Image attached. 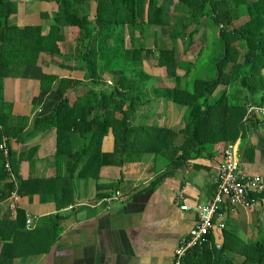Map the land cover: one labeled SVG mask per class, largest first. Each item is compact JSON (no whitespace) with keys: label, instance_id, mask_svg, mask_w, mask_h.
Returning a JSON list of instances; mask_svg holds the SVG:
<instances>
[{"label":"trees","instance_id":"16d2710c","mask_svg":"<svg viewBox=\"0 0 264 264\" xmlns=\"http://www.w3.org/2000/svg\"><path fill=\"white\" fill-rule=\"evenodd\" d=\"M35 1L53 5L37 15L49 28L47 34L40 23L18 24L17 0H0V144L7 140V146L17 129H23L13 127L3 82L24 77L41 55L46 57V66L62 75L41 74L39 91L53 92L58 99L47 116L34 118L33 134L53 128L56 156H61L65 172L77 171L95 182L102 167L121 168L152 153L162 157L169 170L152 183L154 187L171 168L198 159L207 148L234 144L245 130L260 123L256 118L245 122L244 117L247 105H260L256 96L264 97L260 74L264 69V0ZM86 4L93 6L91 15ZM25 12L30 13L26 8ZM244 16L247 19L240 23ZM204 19L210 32L199 26ZM172 26L176 30L167 35V43L149 48L146 42L154 30ZM204 32L206 44L199 49L202 61L197 65L196 58L187 55H193L195 37ZM177 40L182 42L181 53ZM157 101L185 108L177 125H167L166 113L139 116V108ZM161 117L165 120L159 121ZM110 131L114 149L101 152L102 140ZM75 137L77 150L72 147ZM22 160L11 153L5 159L0 150V204L14 190L20 197H30L39 186L58 182V176L48 181L23 180L18 171ZM6 161L10 171L4 168ZM3 208L8 216L0 218L4 245L0 258L4 247L13 249L21 234H29L23 229L24 211L16 208L13 220L10 206ZM215 243L210 236L209 243L186 254L183 264H264V237L241 248L231 247L225 239L219 240V249ZM18 255H8L7 263Z\"/></svg>","mask_w":264,"mask_h":264},{"label":"crops","instance_id":"0c3cea01","mask_svg":"<svg viewBox=\"0 0 264 264\" xmlns=\"http://www.w3.org/2000/svg\"><path fill=\"white\" fill-rule=\"evenodd\" d=\"M17 1L20 3L16 14L18 24L40 23L44 31L47 26L37 19V15L43 10L50 11L53 5L35 0ZM25 8L30 13H26ZM85 8L91 15L93 6L86 4ZM246 19L242 17L240 23ZM207 22L204 19L199 26L210 32ZM164 28L169 27L156 30L162 32ZM67 31L71 33V29ZM70 33L68 38H71ZM205 33L196 35L193 55H187L188 58L195 57L197 65L202 61L198 53L206 44ZM176 45L177 48L182 46L181 40H177ZM45 59L41 55L36 66L26 69L24 77L4 81L2 93L6 103L11 104L13 127H23L17 129L14 138H9L7 146L13 157L23 158L18 169L23 180L48 181L55 175L64 179L51 185L43 184L35 195L19 197L15 203L6 200L0 204V218L8 216V211L2 209L5 205L10 206L9 216L13 220L16 208L24 211L25 219L27 216L32 218V227L23 228L29 234L20 233L13 249L4 247L1 264H8V255L12 253L19 255L11 264H173L178 242L197 219L194 212L182 211L180 206L205 204L210 200L222 160L220 148L224 145L207 148L198 159L181 168H171L170 174L154 187H151L152 183L169 170L167 162L157 160L152 153H146L121 168L102 167L97 182L79 176L77 171H67L63 175L58 168L61 156H56L55 130L45 129L33 134L32 129L34 118L47 116L58 99L53 92L39 91L41 74L62 75L46 66ZM260 74L264 79V69ZM256 97L264 107V97ZM144 109L151 113L156 111V114L166 113L167 125L171 127L177 125L185 111V108L161 101L141 107L139 116ZM148 114L145 115L148 117ZM18 137L20 139L16 141ZM76 138L71 139L73 150L78 149ZM234 146L240 169L244 173L258 174L264 180V117L260 118L256 128L245 130ZM101 147L104 152L113 151L111 132L104 137ZM10 179L14 180V176ZM114 192H119L120 198L107 200ZM179 192L184 195L182 203L175 198ZM256 198L253 208L238 206L236 213L226 219L225 229L214 232L216 243L225 239L231 247L241 248L255 238L264 237V192ZM73 204L76 206L70 209ZM2 246L0 243V253Z\"/></svg>","mask_w":264,"mask_h":264},{"label":"built area","instance_id":"2783aa9c","mask_svg":"<svg viewBox=\"0 0 264 264\" xmlns=\"http://www.w3.org/2000/svg\"><path fill=\"white\" fill-rule=\"evenodd\" d=\"M253 114L264 115V109L248 105L244 120H249ZM0 149L7 155L5 145H1ZM221 153L222 161L218 165L213 196L207 204L193 208L197 212V221L188 235L179 241L174 252L173 264H183L184 257L191 249L207 243L214 230L222 231L226 216L233 213L236 206L250 207L254 203V199L249 197L251 192L264 190V182L260 176L241 171L233 145H228ZM5 167L8 168V165ZM9 200L13 203L19 200L16 192L10 193ZM181 208L188 209L186 206ZM25 224L30 228L32 219L27 216Z\"/></svg>","mask_w":264,"mask_h":264},{"label":"clouds","instance_id":"9594fccd","mask_svg":"<svg viewBox=\"0 0 264 264\" xmlns=\"http://www.w3.org/2000/svg\"><path fill=\"white\" fill-rule=\"evenodd\" d=\"M251 104H252V105H255V106H257V107H260V108H263V109H264L263 106L258 105V104L249 103L248 105H251ZM248 105H247V107H248ZM139 109H140V108H139ZM262 117H264V115L253 114V115H252V118H250V119H254V118H256L257 120H260V118H262ZM244 118H245V117H244ZM250 119H249V120H250ZM244 121L246 122V121H248V120H244ZM110 132H111V131H110ZM110 132H109V133H110ZM111 133H112V132H111ZM107 135H108V134H107ZM107 135H106V136H107ZM106 136H105V137H106ZM103 139H104V138H103ZM6 141H7V140H6ZM6 141H3V142L0 144V146H1V145H5V147L7 148V151H8V152H7V155H5V154L3 153V151L0 149V150L2 151V153H3L4 157H5V159L7 158L8 154H9V148H8V146H6V143H5ZM102 141H103V140H102ZM228 145H233V146H234V144H226L222 149L220 148V150L222 151V150L225 149ZM101 146H102V143H101ZM101 146H100V151H101V152H104V151H102V147H101ZM234 149H235V146H234ZM203 153H204V152H203ZM235 153H236V152H235ZM221 156H222V153H221ZM236 157H237V155H236ZM237 159H238V158H237ZM221 161H222V160H221ZM238 161H239V160H238ZM6 164L8 165L7 161L4 163V168H5L7 171H10V167H9V165H8V168L5 167ZM239 165H240V163H239ZM241 171H242V170H241ZM242 172H243V171H242ZM247 174H249V173H247ZM255 175H258V174H255ZM258 176H260V175H258ZM260 177H261V176H260ZM9 178H12V175H11V177H9ZM261 178H262V177H261ZM262 180H263V178H262ZM263 182H264V180H263ZM12 192H16V190H14V191H12ZM262 192H264V190L261 191V192H251V194L249 195V197L252 198V199H254V203H253L250 207H245V206H243V207L248 208V209H249V208H253L254 205H255V203L257 202V198H256V197H253L252 195H253V194H256V193H262ZM213 193H214V192H213ZM16 194H17V192H16ZM17 195H18V194H17ZM9 196H10V195H9ZM212 196H213V194H212ZM212 196H211V198H212ZM18 197H20V196L18 195ZM112 198L115 199V200H116V199H119V198H120V193H119V192H114L112 197H107V200H110V199H112ZM175 198H176V200H177L178 202H181V203H182V201L184 200V195H183V193L179 192V193L176 195ZM211 198H210V200H211ZM7 200H9V198H8ZM210 200H209V201H210ZM209 201H207L205 204H207ZM197 205H204V204H196V205H194V206H189V205H185V204H184V205H181V206H180V209H181L182 211H191V212H194V213L196 214V216H197V212L193 210V208H195ZM74 206H76V205L73 204V205L69 206V208L72 209ZM182 206H186L188 209H184V210H183V209L181 208ZM238 206H242V205H238ZM238 206H236V208H237ZM236 208H235V210H234L233 213L228 214V215L226 216V218H225V220H224V224H225L226 219H227L228 217H230V216H232L233 214L236 213ZM28 217H30V216H28ZM26 218H27V217H26ZM30 218H31V217H30ZM31 219H32V218H31ZM25 221H26V219H25ZM196 221H197V219H196ZM195 223H196V222H195ZM194 225H195V224H194ZM31 227H32V226H31ZM31 227H30V228H31ZM25 228H26L27 230L30 229V228H27V227H26V224H25ZM224 229H225V227H224ZM224 229H223V230H224ZM190 230H191V229H190ZM190 230H189V232H190ZM223 230H222V231H223ZM222 231L214 230V231L211 233L210 236H211V237H214V232H219V233H220V232H222ZM189 232H188V233H189ZM188 233H187L186 235H188ZM186 235H185V236H186ZM185 236H183L182 239H183ZM210 236H209V237H210ZM220 237H221V236H220ZM178 243H179V242H178ZM208 243H209V238H208ZM220 244H221V243H220ZM220 244H219V243H215V246H216L217 249H219ZM176 247H177V246H176ZM175 249H176V248H175ZM191 250H192V249H191ZM191 250H190V251H191ZM174 252H175V251H174ZM173 260H174V255H173Z\"/></svg>","mask_w":264,"mask_h":264},{"label":"rangeland","instance_id":"374dc122","mask_svg":"<svg viewBox=\"0 0 264 264\" xmlns=\"http://www.w3.org/2000/svg\"><path fill=\"white\" fill-rule=\"evenodd\" d=\"M38 2V1H37ZM44 9V8H43ZM48 30H49V28L48 27H45V30L43 31V34H47V32H48ZM176 30V27H172V28H164V30L162 31V32H158V30H154L153 31V36L152 37H150L148 40H147V42H146V44H149V48H152L153 46L155 47V48H158V47H161L162 46V40L164 41V43H167V40H166V35L167 34H170V33H172V32H174ZM66 31H67V29H66ZM70 32L69 31H67L66 32V34L68 35ZM162 38V39H161ZM165 39V40H164ZM178 51H179V53L182 51V47L181 46H178V49H177ZM193 54V53H192ZM176 57H177V55H176ZM155 72H157V73H160V71H155ZM66 75H67V73H66ZM5 81V80H4ZM3 84H4V82H3ZM168 86H170V84H168ZM144 111L145 112H143L144 114H147L148 113V111H147V109H144ZM147 111V112H146ZM147 116V115H146ZM162 119L160 118L159 119V121H161ZM157 160H159V161H164V159L162 158V157H160V156H157ZM165 162V161H164ZM160 166H158V168H159ZM58 168H60L61 169V171L63 172V175L64 174H66V172H65V170H66V168L64 167V164H63V161H60V165H58ZM58 176V182L59 181H62L64 178H63V176H59V175H57ZM56 175L53 177V178H55V177H57ZM257 238H255L254 240H256Z\"/></svg>","mask_w":264,"mask_h":264}]
</instances>
